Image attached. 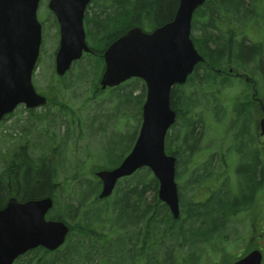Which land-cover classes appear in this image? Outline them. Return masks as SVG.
Wrapping results in <instances>:
<instances>
[{"label":"trees","instance_id":"1","mask_svg":"<svg viewBox=\"0 0 264 264\" xmlns=\"http://www.w3.org/2000/svg\"><path fill=\"white\" fill-rule=\"evenodd\" d=\"M177 4L178 0H94L86 16L87 36L94 53L87 56L88 65L85 64L81 73L91 72L97 81L102 68L100 54L108 42L129 27L152 28L170 21ZM192 27L193 43L203 57L194 70V76L198 72L203 76H192V81L205 90L219 89L215 88L212 72L222 65L231 64L233 68L251 75L259 94L264 96V0H206L195 11ZM135 82L138 85L139 80ZM142 88L143 93L135 95L140 101L144 94L143 85ZM245 88L248 87L242 89ZM174 92L172 90L170 103L177 111L178 119L182 118L183 112L191 115L193 107L188 103L189 97L185 95L177 103L178 97ZM118 95L127 103H130L127 99L134 97L131 89ZM248 96L245 94L242 99H248ZM58 124L54 123V126ZM192 126V123L181 126L188 130L183 145L192 143L199 135L193 134ZM66 127L69 128L67 123ZM181 127L167 140V151L174 155L178 154ZM59 135L64 145L67 135ZM128 145L129 148L131 143ZM123 148V143H120V157L109 166L92 167L90 176L94 177L97 168L116 166L128 150ZM23 164L22 178L21 165L15 169V175L20 178L17 184L22 185L24 195L30 198L51 196L54 206L49 216L62 218L70 226L67 240L61 247L53 252L38 248L37 264H203L201 249L204 243L210 242L209 235L202 238L206 235L203 233H209L215 223H220L223 217L220 215L227 209L224 204H213L202 210L204 212L199 216L192 214V208L188 209L192 219L185 222L172 218L168 207L157 198L156 178L145 167L119 180L114 194L99 201L95 198L101 186L97 178L72 175L71 180L78 183L79 197L74 203H64L61 207L58 183H55L56 189L51 184L49 162L42 158L39 168H33L26 160ZM176 177H180L179 170ZM3 191L0 185V198ZM197 218L203 221L201 228L208 226V221L211 223L200 234L197 221H194ZM118 227L123 234L119 241ZM182 249L179 255L173 253ZM36 253L31 252L25 264H34Z\"/></svg>","mask_w":264,"mask_h":264},{"label":"water","instance_id":"2","mask_svg":"<svg viewBox=\"0 0 264 264\" xmlns=\"http://www.w3.org/2000/svg\"><path fill=\"white\" fill-rule=\"evenodd\" d=\"M90 0H49L48 7L59 25V45L55 72L63 75L82 52H89L82 21ZM204 0H179L172 20L150 32L133 26L111 41L103 52L102 88L115 86L131 77L146 85L141 125L135 142L121 162L111 169H100L96 176L102 186L99 198L111 194L117 180L148 167L158 181V197L174 218L179 216L174 155L165 152V136L174 123L176 112L170 106L171 88L185 82L197 63L203 61L190 38L191 17ZM39 0H0V119L19 103L37 106L45 103L36 93L32 72L42 40L37 19ZM260 119L264 135V107ZM53 200L45 196L20 206L19 252L41 246L53 251L61 246L69 226L61 219H47ZM0 210V264H9L3 246ZM17 252L14 253L16 255ZM262 254L253 250L231 264H260Z\"/></svg>","mask_w":264,"mask_h":264},{"label":"flooded vegetation","instance_id":"3","mask_svg":"<svg viewBox=\"0 0 264 264\" xmlns=\"http://www.w3.org/2000/svg\"><path fill=\"white\" fill-rule=\"evenodd\" d=\"M93 3L94 1L88 5V9ZM93 53V51L90 52V54ZM217 74L231 75L238 81L251 86L240 91L236 106L242 102L240 95L246 94L249 95V99H245L244 103L251 101L259 107L258 100L261 97L253 96L255 82L252 78L246 81L248 76L238 72H217ZM225 83L231 85L230 81L226 80ZM219 91L211 90V92ZM41 94L46 97L45 105L38 107L17 105L0 121V185L4 189L0 198V210L4 211L1 222L6 253H14L18 249L16 234L19 232L20 206L41 198L40 196L30 198L24 195L22 185L17 184L20 178L18 179L15 175V169L21 165L22 178L25 160L29 161L33 168H39L43 158L49 162V170H52L51 184L56 189L57 142L54 123L57 124V110H55V104L50 103V92ZM219 101L223 102V99ZM64 106L67 110L69 109L67 105ZM243 108L244 113L240 118L234 111V119L227 116L226 121V110L223 106L213 118H209V122H204L201 130L197 125L192 126L193 134L199 135L190 144L183 145L184 135L188 131L185 127H181L182 130L178 136L180 141L178 170L182 183L179 200L181 220L185 222L192 219L188 212L190 208L193 209L192 214L199 216L204 212L202 210L213 204H224L227 207L220 215L223 216L220 223H215L210 230L208 228L209 233H203L206 235L202 238L207 235L210 237L213 246L211 253L221 252L231 240L237 242L246 240L245 252L249 249H262L264 246V136L259 126L260 114L254 120L252 118V122H248L243 116L247 113L253 116L252 104ZM58 113L60 117L61 114H65L64 111ZM60 119L66 125V120L62 117ZM195 120L197 119L194 118V123ZM213 123H218L217 127H213L211 125ZM42 141L45 147H42ZM194 221H197L196 227L199 229V234L211 224L208 221V226L201 228L199 227L203 222L201 218ZM242 225L244 229L230 230L231 226ZM35 251L37 253L34 264H37L38 248L17 253L11 264H25L27 256ZM242 251L244 249L240 248L239 252ZM245 252H242L243 255Z\"/></svg>","mask_w":264,"mask_h":264},{"label":"rangeland","instance_id":"4","mask_svg":"<svg viewBox=\"0 0 264 264\" xmlns=\"http://www.w3.org/2000/svg\"><path fill=\"white\" fill-rule=\"evenodd\" d=\"M47 1L40 0L37 13L44 30L42 31L43 44L41 43L40 60L33 79L38 91L50 92L51 102L55 104V110H57L59 119L57 123L60 125L55 127L57 142L55 180L58 183V200L61 202L60 206L64 207V203H74L79 197L78 183L71 180L72 175L85 179L94 178L90 176L92 167H98L99 164L109 166L117 160L120 157V143L124 145L122 150L127 149L128 144L135 137L140 111L141 101L136 99L135 95L141 94L142 90L140 84L136 85L134 80H129L115 91L110 88H106L103 92L96 91L97 85H94L96 80L93 73H81L87 64L86 57L79 64L73 66L69 75L59 80L54 74V52L58 45L57 27L53 15L48 11ZM227 66L225 64L220 67L227 70ZM198 73L195 74V78L203 76L201 72ZM211 77L215 88L220 89L218 93H213L210 89H202L199 83L192 81L193 78L175 90L174 96L178 97L177 103H180L181 97L188 96V103L193 107V112L191 115L183 112L182 118L178 119L174 128H171V136H174L176 130H179L181 126L193 124L194 118L197 120H195L193 127L197 125L201 130L204 122H209V118H213L223 106L226 110V113L224 112L225 120L227 121V116L234 119L235 102L239 98L242 88L248 84L238 81L231 75H219L215 70ZM226 80L231 82L230 86L226 85ZM254 87H257L256 83ZM130 89L131 93L134 94V97L127 99L130 103L123 99L120 100L118 94L123 90L129 91ZM219 99H223V102H220ZM126 103L127 105H125ZM251 104L253 116L251 113H247L243 118L248 122H252V118L253 120L257 118L259 110L257 105L251 101H246L241 106L236 107L237 117L240 118L244 113L243 107H248ZM64 105H67L69 109L67 110ZM182 106L184 108L186 105L183 104ZM58 110L64 111L65 114H61V117L66 120L69 128L61 121ZM202 120L203 123H201ZM200 123L201 126L199 127ZM211 125L217 127L218 123ZM57 133L63 135L66 133L67 140L64 145H62L63 138L61 139ZM42 147H45L43 141ZM237 228L239 230L245 227L244 225L240 227L231 226L230 230ZM110 239H112L111 236ZM244 247L245 244L241 241L228 244L223 251L206 256L203 264H218L224 259H230L235 250L238 253L240 248Z\"/></svg>","mask_w":264,"mask_h":264},{"label":"bare ground","instance_id":"5","mask_svg":"<svg viewBox=\"0 0 264 264\" xmlns=\"http://www.w3.org/2000/svg\"><path fill=\"white\" fill-rule=\"evenodd\" d=\"M2 119V118H1ZM1 119H0V121H1ZM45 197V196H44ZM42 198V197H41ZM53 218H55V219H57L58 217H53ZM58 219H62V218H58Z\"/></svg>","mask_w":264,"mask_h":264}]
</instances>
